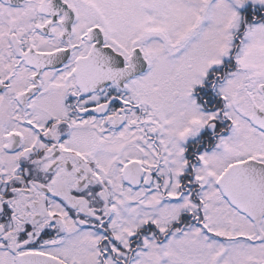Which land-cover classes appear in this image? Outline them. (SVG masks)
Here are the masks:
<instances>
[{"label":"snow or ice","instance_id":"6c2138e0","mask_svg":"<svg viewBox=\"0 0 264 264\" xmlns=\"http://www.w3.org/2000/svg\"><path fill=\"white\" fill-rule=\"evenodd\" d=\"M0 264H264V0H0Z\"/></svg>","mask_w":264,"mask_h":264}]
</instances>
